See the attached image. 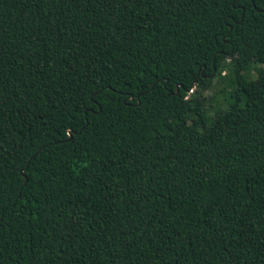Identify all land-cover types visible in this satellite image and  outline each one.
<instances>
[{"label": "trees", "instance_id": "16d2710c", "mask_svg": "<svg viewBox=\"0 0 264 264\" xmlns=\"http://www.w3.org/2000/svg\"><path fill=\"white\" fill-rule=\"evenodd\" d=\"M0 264H264V0H0Z\"/></svg>", "mask_w": 264, "mask_h": 264}, {"label": "rangeland", "instance_id": "374dc122", "mask_svg": "<svg viewBox=\"0 0 264 264\" xmlns=\"http://www.w3.org/2000/svg\"><path fill=\"white\" fill-rule=\"evenodd\" d=\"M248 80L254 83L257 82L253 74L248 76ZM191 90L195 91L197 90V87L194 86ZM227 91L228 90L223 89L221 82L216 77L212 78L210 85L206 89L200 91L201 95L205 98L209 127L215 126L221 129L224 128V124L216 123V120L213 118V110L217 109L223 111L226 109L230 101ZM188 93V95H191V92Z\"/></svg>", "mask_w": 264, "mask_h": 264}, {"label": "built area", "instance_id": "2783aa9c", "mask_svg": "<svg viewBox=\"0 0 264 264\" xmlns=\"http://www.w3.org/2000/svg\"><path fill=\"white\" fill-rule=\"evenodd\" d=\"M188 92H191V90H189ZM188 94H189V93H188ZM188 94H187V95H188ZM187 95L184 97V99H186V98H187Z\"/></svg>", "mask_w": 264, "mask_h": 264}, {"label": "water", "instance_id": "95a60500", "mask_svg": "<svg viewBox=\"0 0 264 264\" xmlns=\"http://www.w3.org/2000/svg\"><path fill=\"white\" fill-rule=\"evenodd\" d=\"M173 94H176V90L174 91V93Z\"/></svg>", "mask_w": 264, "mask_h": 264}]
</instances>
